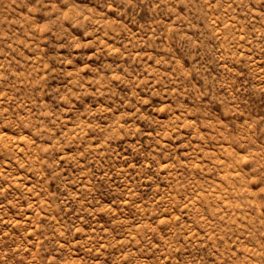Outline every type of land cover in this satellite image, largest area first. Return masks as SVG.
<instances>
[{"label": "rangeland", "instance_id": "374dc122", "mask_svg": "<svg viewBox=\"0 0 264 264\" xmlns=\"http://www.w3.org/2000/svg\"><path fill=\"white\" fill-rule=\"evenodd\" d=\"M0 264H264V0H0Z\"/></svg>", "mask_w": 264, "mask_h": 264}]
</instances>
